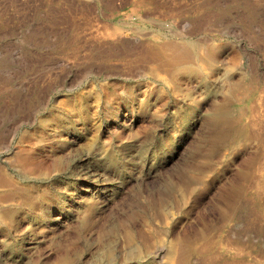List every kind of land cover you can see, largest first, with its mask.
<instances>
[{
	"label": "rangeland",
	"instance_id": "obj_1",
	"mask_svg": "<svg viewBox=\"0 0 264 264\" xmlns=\"http://www.w3.org/2000/svg\"><path fill=\"white\" fill-rule=\"evenodd\" d=\"M0 264H264V0H0Z\"/></svg>",
	"mask_w": 264,
	"mask_h": 264
},
{
	"label": "bare ground",
	"instance_id": "obj_2",
	"mask_svg": "<svg viewBox=\"0 0 264 264\" xmlns=\"http://www.w3.org/2000/svg\"><path fill=\"white\" fill-rule=\"evenodd\" d=\"M168 50L171 52V55L167 54ZM195 55H196V50H194L193 45L188 42H185L180 46H175V45L165 46L161 50V53L159 54L160 58L167 65H174V64L185 63V62L189 63L190 61H192ZM211 117L213 120L217 121L218 119H226L227 115L225 112H219L214 115L212 114Z\"/></svg>",
	"mask_w": 264,
	"mask_h": 264
}]
</instances>
